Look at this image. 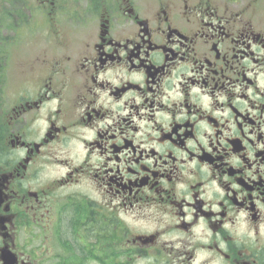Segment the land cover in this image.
<instances>
[{
	"label": "flooded vegetation",
	"instance_id": "flooded-vegetation-1",
	"mask_svg": "<svg viewBox=\"0 0 264 264\" xmlns=\"http://www.w3.org/2000/svg\"><path fill=\"white\" fill-rule=\"evenodd\" d=\"M25 10L0 13L43 43L17 83L0 60V264H264V0Z\"/></svg>",
	"mask_w": 264,
	"mask_h": 264
},
{
	"label": "rangeland",
	"instance_id": "rangeland-1",
	"mask_svg": "<svg viewBox=\"0 0 264 264\" xmlns=\"http://www.w3.org/2000/svg\"><path fill=\"white\" fill-rule=\"evenodd\" d=\"M33 3H35V0H0V13L4 15L3 19L7 20L8 11H11L16 20L21 19L22 21L26 15L25 5ZM34 14L36 15V13ZM18 15L21 17H18ZM42 44L39 37L34 40L27 38L26 28L22 22L19 26L15 25L13 29L0 28V60L2 57L5 58L9 65V82L11 81V73L15 74V83L20 81L25 68V59L41 53L40 46Z\"/></svg>",
	"mask_w": 264,
	"mask_h": 264
}]
</instances>
